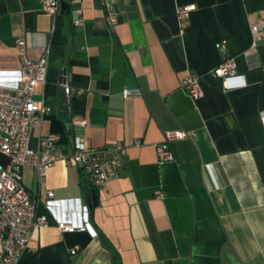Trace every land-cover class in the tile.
Listing matches in <instances>:
<instances>
[{"label": "crops", "instance_id": "crops-1", "mask_svg": "<svg viewBox=\"0 0 264 264\" xmlns=\"http://www.w3.org/2000/svg\"><path fill=\"white\" fill-rule=\"evenodd\" d=\"M110 1L119 12L112 26L100 0H59L56 15L40 0H0V82H15L19 36L30 59L47 58L34 98L50 110L31 146L56 134L66 153L74 137L127 147L120 175L96 189V236L60 231L44 208L47 191L87 203L79 166L58 160L43 185L34 168L22 169L49 224L33 230L16 264H264V38L251 32L264 0ZM188 4L195 9L181 32L176 12ZM227 58L238 74L229 86L210 74ZM189 71L203 79L197 100L181 88ZM62 83L75 93L69 100ZM124 87L141 95L124 98ZM176 130L191 135L168 140L173 159L161 163L155 145Z\"/></svg>", "mask_w": 264, "mask_h": 264}, {"label": "built area", "instance_id": "built-area-1", "mask_svg": "<svg viewBox=\"0 0 264 264\" xmlns=\"http://www.w3.org/2000/svg\"><path fill=\"white\" fill-rule=\"evenodd\" d=\"M109 26L118 22L119 12L110 0H100ZM41 10L49 15H56L59 0H40ZM195 4L177 8V18L181 32L188 26L190 12ZM73 25H81L83 20L78 9L70 11ZM254 38H264V21L251 25ZM19 56V68L14 84L0 82V153L7 162L0 165V264H16L21 254L28 248L33 230L47 227L48 215L39 213L40 200L30 196L22 182V169L32 167L36 171L38 185H43L47 171L58 160L66 166L76 164L83 172L84 180L94 189L103 187L109 181L117 178L120 173L123 157L127 147L116 143L109 149H100L86 145L80 137H74L72 150L66 153L59 146L56 134L40 136L35 146L30 140L34 128L49 112V107L34 98L36 88L45 83L47 73V58L41 56L32 60L27 55L26 42L23 36L15 40ZM219 49H224L223 43H217ZM210 74L221 78L226 86L230 80L238 77L233 58H227L214 67ZM202 76L189 71L181 82V88L192 100L204 95ZM66 98L71 99L75 93L66 83L61 84ZM76 93H80L77 91ZM124 98L141 95L138 88L124 87L121 91ZM84 126L85 121H78ZM191 132L184 130L166 131L165 140L155 145L159 162L170 161L173 154L168 146V140L184 139ZM140 145V141L135 143ZM44 208L55 220L56 227L62 232L87 230L92 236L97 233L90 222V208L81 198H53L54 193L47 191ZM78 247L72 249L75 253Z\"/></svg>", "mask_w": 264, "mask_h": 264}, {"label": "trees", "instance_id": "trees-1", "mask_svg": "<svg viewBox=\"0 0 264 264\" xmlns=\"http://www.w3.org/2000/svg\"><path fill=\"white\" fill-rule=\"evenodd\" d=\"M86 188L88 189V191L86 192V196L88 198V202L91 205V210H92V208L98 204L97 191H96V189L89 187V186Z\"/></svg>", "mask_w": 264, "mask_h": 264}, {"label": "water", "instance_id": "water-1", "mask_svg": "<svg viewBox=\"0 0 264 264\" xmlns=\"http://www.w3.org/2000/svg\"><path fill=\"white\" fill-rule=\"evenodd\" d=\"M66 118H67V120H68V116H66ZM87 203H88L89 208H90V210H91V205H90L89 202H88V198H87Z\"/></svg>", "mask_w": 264, "mask_h": 264}]
</instances>
